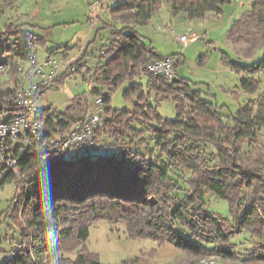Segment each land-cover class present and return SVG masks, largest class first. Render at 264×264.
Listing matches in <instances>:
<instances>
[{
  "label": "trees",
  "instance_id": "16d2710c",
  "mask_svg": "<svg viewBox=\"0 0 264 264\" xmlns=\"http://www.w3.org/2000/svg\"><path fill=\"white\" fill-rule=\"evenodd\" d=\"M231 2L123 0L110 9L112 20L123 27L112 32L101 69L116 89L131 82L123 97L132 105L114 108L112 94L100 92L104 97L101 138L114 141L103 151L95 148L81 156L35 152L19 145L12 148L22 182L1 164L0 173H5L3 184L15 182L16 195L7 215L20 240L12 257L0 264H102L86 244L91 227L100 221L123 223L132 239L170 244L191 256L190 264L214 255L237 259L238 244L233 239L247 233L256 243L243 263L264 264V144L260 137L264 130V0H254L230 30L236 43L262 51L251 63L227 62L240 75L237 89L245 95L237 112L224 113L225 107L213 94L178 75L169 82L142 71L152 60L176 58L159 55L137 30L148 25L164 5L174 16L203 20L221 16ZM37 42L24 25L8 23L0 30V58L10 56V79L5 85L17 82L19 69ZM143 77L145 83L135 81ZM12 93L10 86L0 88V102ZM231 93L238 98L235 91ZM163 100L175 103L174 119L158 112ZM72 112V105L65 111L43 110L45 135L68 131ZM148 142L153 145L150 152L142 148ZM246 148H250L247 156ZM210 196L226 201L228 214L210 212Z\"/></svg>",
  "mask_w": 264,
  "mask_h": 264
},
{
  "label": "rangeland",
  "instance_id": "374dc122",
  "mask_svg": "<svg viewBox=\"0 0 264 264\" xmlns=\"http://www.w3.org/2000/svg\"><path fill=\"white\" fill-rule=\"evenodd\" d=\"M3 1L0 0V2ZM121 1L123 0H19L13 16L21 23H27L29 26L37 25V28L31 29L30 27L29 29L38 36L45 37L48 40L49 49H53L60 43L69 44L74 49L79 47L76 44L80 43L82 49L85 47L87 37H93L100 30L97 46H95V49L99 51L107 47L112 32L123 27L120 22L112 20L110 15V9ZM253 1L232 0L224 7V13L221 16L210 15L203 20H189L184 14L174 16L170 13L168 6L164 5L159 12L154 14L148 25L140 26L137 30L144 37L145 42L155 47L160 55L176 56L180 62L177 66L180 78L187 79L191 85H197L204 92L213 94L215 97L212 98L220 106L225 107L224 113H229V111L235 113L243 104L245 95L240 89H237L241 86L240 75L229 67L227 62L231 59L251 63L261 57L262 51H254L243 43H236L230 36V30L234 21L241 19L251 9ZM2 18L0 15L1 20H3ZM193 32H199L201 38L186 45L179 43V36ZM39 52H43V49L39 48ZM77 57L82 61L79 72L81 73V70L87 67L85 50H82L75 58ZM6 59L2 58L0 61L10 62V56H7ZM91 69H95L99 76V80H95V77L88 80L92 88L93 84L104 85L106 93H111L113 96L114 108L131 107L132 103L123 97L124 90L131 84L130 81L116 89L113 83L104 78V69L99 66H93ZM9 75H0V88L14 85V83L5 85L10 79ZM66 77L68 75L61 76L55 84ZM83 89L82 83L74 84L71 80L59 91L47 92L45 97H49L58 106L59 111H65L74 96L77 95L76 93ZM262 89L264 91V81ZM98 90L93 91L92 89L91 92H88L89 94L84 99L86 104L82 103L81 98L78 101L75 98L72 113L74 114L75 106H79L81 111L85 110L89 104L94 102L93 97L105 93ZM232 91L237 93L238 98L232 95ZM157 109L163 117L168 119H174L177 115L176 105L172 100L161 101ZM260 137L264 144V130L260 132ZM101 139L99 146L96 147L98 152L114 143L111 138L106 136ZM152 147L151 142H148L142 148L150 152ZM249 150L250 148L245 149L246 156ZM4 177L5 173H0L1 247L2 245L7 247L9 245L7 240L17 233L16 229H11L12 220L7 215L11 201L16 195V186L14 181H7L3 184ZM19 181L22 182V180ZM207 207L210 212L221 215L228 214L226 201L216 199L214 196H210ZM255 240L247 233L233 239V242L238 244L235 249L237 259H224L217 255L201 259L213 258L214 264H244L243 260L253 252ZM86 244L91 252L99 256L102 264H123L135 257H141L140 260H142L136 264H190L192 260L191 256H185L183 252L170 244L160 245L153 240L128 237L123 223L111 224L108 221L96 223L91 227L90 237ZM65 254L71 258L75 257V254Z\"/></svg>",
  "mask_w": 264,
  "mask_h": 264
},
{
  "label": "built area",
  "instance_id": "2783aa9c",
  "mask_svg": "<svg viewBox=\"0 0 264 264\" xmlns=\"http://www.w3.org/2000/svg\"><path fill=\"white\" fill-rule=\"evenodd\" d=\"M200 38L199 32H193L179 36L178 41L186 45ZM104 54L105 50H102L101 56ZM80 60L77 57L60 62L53 56L41 59L38 50L33 47L19 69V79L11 87L12 95L0 102V164L17 180H22L21 166L11 152L17 145L35 152H69L81 156L90 154L99 145L104 128L103 95L96 96L85 110L76 107L68 131L49 136L45 135V116L38 105L43 92L52 88L61 76L80 72ZM178 62L175 57H163L150 61L142 71L164 76L172 82L177 76ZM9 72L10 63L0 61V75L8 76ZM89 75L90 80L98 76L95 69H91ZM214 262L213 258H208L202 259L200 264Z\"/></svg>",
  "mask_w": 264,
  "mask_h": 264
},
{
  "label": "crops",
  "instance_id": "0c3cea01",
  "mask_svg": "<svg viewBox=\"0 0 264 264\" xmlns=\"http://www.w3.org/2000/svg\"><path fill=\"white\" fill-rule=\"evenodd\" d=\"M18 3H19V0H10V1H5V2L4 1L0 2V15H2V17H3L2 18L3 20L0 19V30L4 29L5 25L8 23H15L16 25H24L25 30H27L28 32H31L33 34L34 38L36 40H38L37 44L35 45V48L38 50V52H39V48L43 49V52H41V53L39 52V56L41 59H45L48 56H53L54 58L58 59L60 62H64L69 58H75L76 55H78L82 50H85V55H86L85 64L87 67L84 70H82L81 73L70 75V76L66 77L64 80H62V82L55 84L52 88L43 92L41 97L38 99L39 107L42 110H45V109L51 108V107L55 108V109H59L58 106L55 105V103H53V101H51V99L49 97H45V94L47 92H50V91H59L68 81H71V80H73L74 84L82 83L84 85V89L82 91H79L78 93H76L77 95H75L73 98V100L76 98L77 99L76 101H78V99L81 98V100H83L82 101L83 104L84 103L86 104L84 99H85L86 95L89 94L88 92H91L92 89H93V91L95 89L96 90L99 89L98 91L102 90L106 93L107 90H105L106 88L104 85L93 84V88H92L90 86V83L88 82V80H90V78H91V76L89 75V69H91V67H93V66H99V68L102 67L106 63V60H107L106 58H103L102 56H100V50H103V49H100L99 51H97L98 49H95V46H97V40H98L100 30H98L96 32V34H94L93 37H90V38L87 37L85 47H83L82 49L79 45L80 43L76 44V46H79V47H77L78 49L77 48L74 49L69 44H65V43L64 44L60 43V45H57L53 49H49L48 48V40L45 37L38 36L32 30L29 29L30 27H31V29L32 28L35 29V28H37V25L29 26L27 23H21L16 17L13 16V12L15 11V7H17ZM109 25H106V26H109ZM111 39H112V35H111ZM111 39L109 40V42L111 41ZM78 40L80 42L81 38ZM153 48H155V47H153ZM105 49H107V48H104V50ZM0 59H2V58H0ZM3 59L7 60L6 57H4ZM177 75H178V73H177ZM96 79L99 80V76H97L95 78V80ZM146 80H147V78L143 77L141 80L139 78H137L135 81L145 83ZM93 98L95 100V97H93ZM112 98H113V96H112ZM73 100L69 103V106L74 105ZM77 107H79V106H77ZM75 108H76V106H75ZM19 240H20L19 234L15 233V235H13V237L11 239L7 240L8 244H9L7 247H5L4 245H2V247L0 246V257H3V258H0V261L6 260V259L12 257V255H13L12 253H13V250L15 248V245ZM51 264H57V263L53 262Z\"/></svg>",
  "mask_w": 264,
  "mask_h": 264
}]
</instances>
